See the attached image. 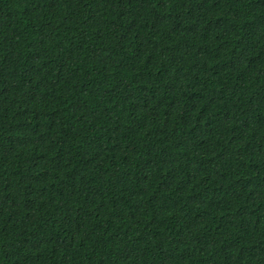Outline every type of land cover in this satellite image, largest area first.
I'll return each mask as SVG.
<instances>
[{
  "label": "trees",
  "instance_id": "1",
  "mask_svg": "<svg viewBox=\"0 0 264 264\" xmlns=\"http://www.w3.org/2000/svg\"><path fill=\"white\" fill-rule=\"evenodd\" d=\"M0 264H264V0H0Z\"/></svg>",
  "mask_w": 264,
  "mask_h": 264
}]
</instances>
